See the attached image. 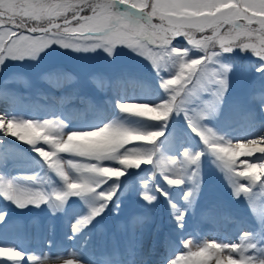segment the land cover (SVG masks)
Here are the masks:
<instances>
[{
  "label": "snow or ice",
  "instance_id": "snow-or-ice-1",
  "mask_svg": "<svg viewBox=\"0 0 264 264\" xmlns=\"http://www.w3.org/2000/svg\"><path fill=\"white\" fill-rule=\"evenodd\" d=\"M207 31L211 35L205 34ZM197 32L202 34L199 38ZM177 37H183L188 47H176L173 41ZM53 44L73 51L100 48L109 55L116 47L126 46L148 59L157 75L159 70L174 69L160 79L166 95L159 102L117 103L119 112L160 122L162 127L141 131L112 121L90 130L65 132L59 119L33 120L0 114V133L30 146L63 184L62 190L48 192L0 177V196L19 208L48 204L53 211L70 197H87L89 211L72 225L75 235L113 202L117 182L129 169L152 165V176L158 170L170 187L187 182L189 187L181 199L191 208L200 187L199 167L204 153L186 149L181 153L182 159H178L160 152L156 145L173 113L183 114L189 130L228 177L234 196L251 198L257 184L264 190V135L233 144L202 123L215 112L228 88L230 66L210 67L217 64L219 54L239 49L264 61V0H0V64L6 59L35 60ZM189 49L202 55L191 57ZM42 79L50 80L47 75ZM64 79L75 78L65 74ZM90 79L96 82L101 77L92 75ZM205 93L210 94V100L202 99ZM259 98L264 99V94ZM61 154L80 159H64ZM254 154L259 157L255 161L239 160ZM164 159L167 164L162 167L160 162ZM149 181L150 177L141 181L140 195L146 204L155 201V192L166 196L159 185ZM169 205L177 227L182 228L185 212L171 201ZM118 208L116 203L113 211ZM145 219L133 216L130 226ZM249 241L250 234L246 232L241 234L239 243L213 240L201 245L191 238L182 239L187 251L168 264H264V258L246 254L256 247ZM193 247L197 250L193 251ZM24 256L15 248L0 247V259L15 264ZM65 264L74 261L67 260Z\"/></svg>",
  "mask_w": 264,
  "mask_h": 264
},
{
  "label": "rangeland",
  "instance_id": "rangeland-1",
  "mask_svg": "<svg viewBox=\"0 0 264 264\" xmlns=\"http://www.w3.org/2000/svg\"><path fill=\"white\" fill-rule=\"evenodd\" d=\"M154 23L159 21L154 20ZM205 34L211 35V32L207 31ZM195 35L199 38L202 34L197 32ZM185 43L183 37H177L173 41L176 47H185L187 46ZM191 50L202 54L196 49ZM223 54L225 53L221 52L216 58L217 64L210 67L219 64L230 66L227 73L228 88L215 112L202 123L235 144L236 140L241 139L233 138V135L241 130L242 125L264 127V99L258 96V93L260 94L264 89V77L257 76L260 72L257 69H264L261 68L264 61L253 54L241 53L238 54V58L251 61L257 59L260 62H254L253 66L236 67L223 62L221 56ZM55 65L67 67L77 80L71 97L64 102L58 101L62 94V98L67 96V89L62 91L63 84L59 87L40 78L42 70ZM90 66L93 72L101 73L105 78H107L106 73L112 76L115 70L124 69L129 75L138 74L139 77L142 75L146 78H156L154 75L156 70L149 60L126 46L116 47L109 55L100 48L94 51H73L53 44L40 52L35 60L6 59L0 64V84L4 87H0V100L6 105L4 108L6 113L0 114L5 117L33 120L59 119L65 125V132L88 130L83 126H92L91 120L94 121V117L99 116L95 115L94 109L81 99L86 94L83 79ZM173 71L174 69L171 68L169 71H164V77L172 74ZM11 73H16V77H10ZM161 77L163 76L159 75V82L154 83L155 88L161 89ZM39 79L47 86L39 83ZM15 81L19 85L18 89L24 87L25 81L34 90L35 97L38 98V101L33 102L35 110H25L24 101L20 100L19 95L14 91L15 87L12 86V82ZM155 88L147 89L149 93L135 92L127 100L155 104L157 102L152 97ZM202 99L210 100L211 96L205 93ZM118 102L120 99L115 101L116 106ZM63 111L70 116L71 122L62 118ZM72 115H78L80 118ZM77 118L82 120H76ZM170 118L171 121L165 128L163 127L164 134L156 145L160 148V152L178 159H182L181 153L186 149L193 153L198 150L204 153L199 167L200 187L191 208H188L181 199L184 191L189 187L187 182L182 186L170 187L161 178L158 170L152 176V165H146L140 169H129L127 175L117 182L118 191L113 197V202L91 221L89 229H82L75 235L72 232V225L89 211L87 197H70L62 207L53 211L48 204L19 208L11 200L0 196V247H12L25 254L24 259L15 264H41V261L43 264H65L67 260H73L74 264L76 261L78 264H168L170 259L187 251L181 242L182 239L191 238L201 245L213 240L220 242L221 239L207 236L206 230L216 229L219 226L226 227L227 219L234 217L236 223L234 221L229 224L234 240L223 243H239L241 234L249 233V242L256 247L246 254L253 255L256 259L264 258V190L261 185L257 184L253 187L254 195L249 199L243 195L234 196L228 177L213 163L214 157L189 130L183 114L173 113ZM110 119L111 117L107 116L105 123L101 122L100 126ZM151 125L148 121L142 120L132 127L141 131L157 130L162 127L159 125L160 127L151 128ZM258 136L261 135L251 138ZM14 141L15 138L0 133V177L25 188H40L48 192L53 189L62 190V181L47 168L32 148L27 144L21 146L22 148L14 146ZM142 147L152 146L142 145ZM61 155L64 159H80L72 157L71 154ZM257 155L254 154L251 158L240 157L239 160L255 161L259 158L256 157ZM160 164L163 167L167 164V160H161ZM239 167L238 164L237 168ZM27 177L34 179L29 180ZM149 177L150 183L159 185L166 196L185 212L182 228L177 227L175 219L169 218V215L172 216V210L164 201L165 195L155 192L156 199L152 204H146L141 198V181ZM240 182L248 183L244 180ZM116 203H119V208L113 211ZM133 216H143L146 219L142 223L130 226ZM160 217L165 218L162 222L164 220L166 224H170V226L166 225V228L171 235L160 225ZM145 221L151 223L153 221L154 227L145 230ZM120 225L124 226L120 227ZM240 225L243 228H239ZM192 250L196 251L197 248L193 247ZM146 251L148 254H145ZM155 251L158 252V258L154 256ZM29 256L40 259L30 261ZM0 264H14V262L0 259Z\"/></svg>",
  "mask_w": 264,
  "mask_h": 264
},
{
  "label": "trees",
  "instance_id": "trees-1",
  "mask_svg": "<svg viewBox=\"0 0 264 264\" xmlns=\"http://www.w3.org/2000/svg\"><path fill=\"white\" fill-rule=\"evenodd\" d=\"M188 47V46H185ZM241 53H250L252 54L250 51H241L239 49H235L233 50L231 53H225L222 56V58L224 59L223 62H228L236 67H243V66H253L252 64H255L254 62H260L257 59L254 61L251 60H244V58H238V54ZM202 54H198L197 52L189 49V56L191 57H196ZM128 67V66H127ZM254 69L256 67H253ZM161 76L164 77L165 72L163 70H159ZM65 74H70L71 76H73L74 78L76 77L70 70L67 69V67L62 66L61 65H55V66H49L48 68H46L45 70H42L40 73V78L42 79L43 76L47 75L49 76L50 80H46L49 83H52L53 85H57V86H61L64 87V89L62 91L66 90V95L64 98L63 94L61 96H59L60 98L58 99V101L63 100L67 101L68 97H71V94L73 93L72 90L75 88V86L77 85V80L76 78L72 81H69L67 79H64V75ZM16 73H11L9 76L10 77H16ZM92 75H96L101 77V79H98L96 82H93L90 77ZM107 78H105L101 73H97V72H93L92 70V66H90L87 70V74L83 79V83L85 84V88H86V94L85 96H83L81 99L82 101H84L85 104H87L89 107L93 108L95 111V115H99L97 117H94V121L91 120L90 123H92V126H83L84 129L88 128V130L99 127L101 125V122L105 123V119L107 116H110L111 119L109 122L112 121H117V122H121L126 126L132 127L133 125H138V122L140 123L142 120L143 121H148L149 123H151V128L157 127L159 125H161L160 122H155V121H150L141 117H137V116H133V115H129V114H125V113H121L119 112L115 101L120 99V103L123 102H129L127 99L130 97V95H132L135 92L138 93H146V91L148 92L147 89L154 87L155 82H159V75H157V70L155 71L154 75H156L155 79H152V77H144L142 75H140V77L138 76V74H136L134 76V74H128L127 71L124 70H115L114 73L112 74V76L109 75V73H106ZM23 76V75H22ZM22 76H20L22 78ZM257 76L260 78L264 77V69L260 70V72L257 73ZM24 77V76H23ZM39 79V83H41L44 86H47L45 83H43L45 81ZM147 79V80H146ZM150 81V83L148 82ZM24 87L18 89L17 87L19 86L16 81L12 82V86H14V91L17 95H19L18 97H20V100L24 101V107L25 110H35V101H38V98L35 97V92L34 90L26 84V82L24 81ZM152 85V86H151ZM0 87H3L0 84ZM4 88V87H3ZM149 93V92H148ZM261 94H264V89L263 91H261V93H258V96L260 97ZM165 93L162 91V89H158L155 88V92L154 94H152L153 100L155 102H159L160 100L165 98ZM147 96V95H146ZM150 96V95H149ZM136 103V102H135ZM68 106V105H67ZM62 118L66 119L67 122L70 121L72 119H69L70 116L66 115L65 112H62ZM73 116V115H72ZM79 117L78 115H74L73 117ZM77 118L76 120H82ZM98 119V120H97ZM171 119V118H170ZM168 120L166 125L169 123ZM97 121V122H96ZM95 122V123H93ZM89 123V124H90ZM106 123V124H107ZM166 125L164 126V128L166 127ZM89 127H91L89 129ZM160 127V126H159ZM149 126V129H151ZM15 145L17 147L22 148L21 146L24 145V143H21L19 141H14ZM12 146V144H11ZM146 166V165H145ZM142 166V167H145ZM178 196V195H177ZM164 201H166L167 206L170 208L169 205V201L172 202L171 198H168L167 196H164ZM174 203V202H172ZM169 218L174 219L173 216L169 215ZM161 219V220H160ZM162 219H165L164 217H160L159 218V223L160 225L163 226V228L165 229V231H167V233L169 235H171L170 231L168 232L166 225H169V223L166 224V221ZM153 221L152 223L149 221H145V230H151V228L154 227L153 225ZM90 225H87L84 229H89Z\"/></svg>",
  "mask_w": 264,
  "mask_h": 264
},
{
  "label": "bare ground",
  "instance_id": "bare-ground-1",
  "mask_svg": "<svg viewBox=\"0 0 264 264\" xmlns=\"http://www.w3.org/2000/svg\"><path fill=\"white\" fill-rule=\"evenodd\" d=\"M4 108H6V105L0 100V113L1 112L6 113ZM256 127L255 126L250 127V125L248 126L242 125L241 130H239L238 133L234 134L233 138L247 140V139H251V137L258 135V134L263 135L264 127H260V128H256ZM227 221H228V224L226 225V227L219 226V228H216V229H207L206 230L207 236L213 239H221L220 242H230V240H232V232L230 231L231 228H229V224L234 221L236 223V220L234 217L232 218L230 217L229 219H227ZM154 253H156L154 256L158 258L157 256L158 252L155 251ZM145 254H148V252L146 251Z\"/></svg>",
  "mask_w": 264,
  "mask_h": 264
},
{
  "label": "clouds",
  "instance_id": "clouds-1",
  "mask_svg": "<svg viewBox=\"0 0 264 264\" xmlns=\"http://www.w3.org/2000/svg\"><path fill=\"white\" fill-rule=\"evenodd\" d=\"M23 134V133H22Z\"/></svg>",
  "mask_w": 264,
  "mask_h": 264
}]
</instances>
